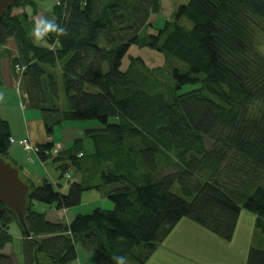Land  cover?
I'll use <instances>...</instances> for the list:
<instances>
[{"label": "trees", "instance_id": "trees-1", "mask_svg": "<svg viewBox=\"0 0 264 264\" xmlns=\"http://www.w3.org/2000/svg\"><path fill=\"white\" fill-rule=\"evenodd\" d=\"M38 1L17 0L0 19V48L16 52L15 79V67H24L23 101L40 111L47 136L67 121L97 127L83 134L90 156L81 139L55 156L53 143L34 147L41 163L57 165L66 190L47 179L25 182L29 238L0 204V264H13L2 253L16 239L13 222L22 264H73L79 249L90 264H116L121 255L145 264L183 219L229 242L241 211L255 217L262 240L246 264H264V0H183L154 32L150 18L163 12V0H55L42 19L64 32H50L44 45L26 12H37ZM131 47L162 55V64L127 55ZM185 86L192 89L181 94ZM10 139L0 118V157L16 167ZM89 191L111 209L69 222L32 211L33 203L76 208Z\"/></svg>", "mask_w": 264, "mask_h": 264}, {"label": "crops", "instance_id": "crops-1", "mask_svg": "<svg viewBox=\"0 0 264 264\" xmlns=\"http://www.w3.org/2000/svg\"><path fill=\"white\" fill-rule=\"evenodd\" d=\"M182 2L183 0L177 5ZM172 11H170L169 15ZM26 12L28 15H32V18L36 17L38 14L41 16L40 19L45 16V12L37 11L32 13V10L29 8H26ZM162 14L163 12L159 15ZM166 19L168 18H165L164 21ZM2 60L6 59L3 58ZM2 77L1 74L0 89H5L6 91L9 90L13 95L14 100L15 96L13 93L14 89L12 88V80L7 78L5 72L4 79H2ZM18 97L20 98V104H22L20 108L22 111L21 114L19 113L18 107H15V105H10L8 109L9 111L7 112V118H10V121L7 120V122L9 123L11 138L14 140V143L11 144V146L16 145V147H14L15 150L13 151V155L9 154L10 160L17 166L16 168L19 171V175L25 180L24 182H32L34 185H38L43 180L47 179L58 185L61 191L66 190V184L60 179L57 165L52 164L50 160L46 163H41L34 152L28 154L19 144L22 141H28L33 147H35L44 143H53L54 148L52 150V156H55L58 152L66 149H62L60 145H58V149L55 148V143L52 138L53 134L47 136L44 131L40 111L37 113L25 109L27 108L26 103L23 101L25 97L22 94L18 95ZM5 98H8V96ZM24 104L26 106H24ZM26 110L31 115L24 113ZM34 114H38L39 118L27 120L25 117L27 116V118H30V116ZM17 115L22 116V123L19 122L18 124L17 119L13 120V117L17 118ZM19 151L28 154L30 161V163H28L30 165L28 164L25 166L23 163H20ZM83 207H86V210H83ZM111 207L112 205L105 197L101 196L96 191H89L82 194L81 202L78 207L70 210L54 211L62 215L64 214L65 217L59 218V221H65L68 219L66 221L69 222V220H71L76 214H89L96 208L109 210ZM254 223L255 217L253 215L241 211L232 239L229 242H224L203 227L190 220L183 219L178 222L173 230L165 237L145 264H224L221 259L224 261L226 260L227 264H246L247 251L250 249V246H252V243L249 244L248 234L249 232H252L253 236L257 235V232L254 230ZM260 241L262 242V240H259V244ZM259 244L256 236V244L254 243L253 247H257Z\"/></svg>", "mask_w": 264, "mask_h": 264}, {"label": "rangeland", "instance_id": "rangeland-1", "mask_svg": "<svg viewBox=\"0 0 264 264\" xmlns=\"http://www.w3.org/2000/svg\"><path fill=\"white\" fill-rule=\"evenodd\" d=\"M180 1H182V0H163V4H162L163 14L158 15V16L155 15V16H152L150 18V23L152 25L151 30L153 32L156 31L158 28H161L163 26L164 19L169 18L170 11H172L174 9V7H176ZM54 3H55V0H42V1H38L36 3V7H37L38 11L45 12L48 14L51 12ZM20 12H21V10H16L13 13H20ZM40 17L41 16L38 14L36 17H34L32 19H33V21L38 22ZM184 25L187 27H190V25L187 22H184ZM37 42H41V40H39ZM42 43L44 45L45 41L42 40ZM260 52L264 55V46L261 47ZM15 54H16V52L14 50V47L11 44L7 45L3 49L0 48V75L2 74V76H3L2 79H4V72H5L7 78H10L12 80L11 81L13 84L12 88L14 89L13 93L15 96L14 100H13V95L10 93L9 90L6 91L5 89H2V90L0 89V118L5 119L6 121L7 120L10 121V118L9 117L7 118V116H8L7 112L9 111L8 109H9L10 105H15V107L17 106L20 114L22 112L20 109L22 104H20V101H19L20 98L18 97V95H20V93H19L20 85H21L20 78L17 76V74H15L16 77H18L17 79H15V77L12 75V72L10 69V60L12 59V57ZM127 55H129L131 57H141L143 60H145L151 66L157 67L158 65L162 64V58H159V57H163V56L158 54V53H155L154 51H152L148 48L137 49L135 47H131V49ZM3 58L6 60H2ZM127 65H128V56H126L124 58V61L122 64V69L125 70ZM51 73L54 74V76L59 79V73L57 70H53V71H51ZM191 89H192V87L185 86L181 89L180 93L181 94L185 93ZM6 94H8V95H6ZM62 95H63L62 100H64V94L62 93ZM6 96H8L9 99L5 98ZM64 104L65 103L63 101V107H64ZM24 106H26V105L24 104ZM25 109L29 110L30 112L39 113V111L31 110L28 106ZM27 110L24 113L31 115ZM25 117L27 120H29V119L32 120V118H39V115L34 114V115L30 116V118H27V116H25ZM25 117H24V119H25ZM15 119H17V122L19 124V122L22 121V116L17 115V118L13 117V120H15ZM94 127H97V123L93 122V121H73V122L67 121V122L61 123L59 126H55L53 128L54 131H53V135H52V138H53L54 143H55V148L58 149V145H60L62 147V149L67 148L68 146L72 145L76 139H81L82 141H84V142L81 141L82 148L84 147L82 149V151L85 153V156H90L93 152L92 143L89 139H85L83 137V134H84L85 130L94 129ZM14 147H16V145H12L10 147V149H9L10 155H13V151L15 150ZM19 161L21 164L23 163V165L27 166L30 163L29 158H28V154L27 153H21V151H19ZM21 178H22V176H21ZM22 180L25 181L23 178H22ZM175 190H177V189H175ZM83 210H86V207H83ZM32 211L45 214L46 218L52 222L59 221V218L65 217L64 214L62 215V214H59L58 212H55L53 208L41 206L37 203H33ZM66 220H68V219H66ZM9 233L16 239L13 241L12 245L6 246L3 249L2 253L8 255L13 264H22L23 263V250H22V248H23L22 247V241L23 240L21 237V232H20V230H19V228L15 222L10 224ZM256 236H253L252 232H249V234H248L249 244L252 243V246H250V248L253 247L254 243L256 244ZM248 251H247V254H248ZM78 256H79L78 259L73 264H90L92 261L91 258H88L87 253L84 254L83 252L80 251V249L78 251ZM221 261L224 262V264H227L226 260L224 261L223 259H221Z\"/></svg>", "mask_w": 264, "mask_h": 264}, {"label": "water", "instance_id": "water-1", "mask_svg": "<svg viewBox=\"0 0 264 264\" xmlns=\"http://www.w3.org/2000/svg\"><path fill=\"white\" fill-rule=\"evenodd\" d=\"M16 1L0 0V19L6 11L14 8ZM28 194L29 185L21 179L18 169L0 157V204L16 217L27 238L30 233L24 218L28 210Z\"/></svg>", "mask_w": 264, "mask_h": 264}, {"label": "clouds", "instance_id": "clouds-1", "mask_svg": "<svg viewBox=\"0 0 264 264\" xmlns=\"http://www.w3.org/2000/svg\"><path fill=\"white\" fill-rule=\"evenodd\" d=\"M50 32H64V28L60 27L58 24L55 23L53 20H49L47 18L39 19L36 23L32 35L35 40L39 41L42 40L44 37L47 36ZM116 264H127L126 257L121 255L115 257Z\"/></svg>", "mask_w": 264, "mask_h": 264}, {"label": "built area", "instance_id": "built-area-1", "mask_svg": "<svg viewBox=\"0 0 264 264\" xmlns=\"http://www.w3.org/2000/svg\"><path fill=\"white\" fill-rule=\"evenodd\" d=\"M23 70H24V67H21V66H16L15 67V73L17 74V76L20 78L22 73H23ZM10 143L13 144L14 143V140L11 138L10 139ZM23 150L25 152H27L28 154L30 152H36V149L28 142V141H22L21 143H19ZM81 156V155H80ZM64 178H69L68 174H65Z\"/></svg>", "mask_w": 264, "mask_h": 264}, {"label": "bare ground", "instance_id": "bare-ground-1", "mask_svg": "<svg viewBox=\"0 0 264 264\" xmlns=\"http://www.w3.org/2000/svg\"><path fill=\"white\" fill-rule=\"evenodd\" d=\"M15 6V5H14ZM16 64V63H15ZM18 91V90H17ZM47 112V111H46ZM17 164H19V163H17ZM25 175V174H24ZM29 208V207H28Z\"/></svg>", "mask_w": 264, "mask_h": 264}]
</instances>
